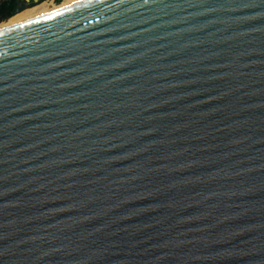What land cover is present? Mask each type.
<instances>
[{
  "label": "water",
  "instance_id": "water-1",
  "mask_svg": "<svg viewBox=\"0 0 264 264\" xmlns=\"http://www.w3.org/2000/svg\"><path fill=\"white\" fill-rule=\"evenodd\" d=\"M0 264H264V0L1 29Z\"/></svg>",
  "mask_w": 264,
  "mask_h": 264
},
{
  "label": "rangeland",
  "instance_id": "rangeland-1",
  "mask_svg": "<svg viewBox=\"0 0 264 264\" xmlns=\"http://www.w3.org/2000/svg\"><path fill=\"white\" fill-rule=\"evenodd\" d=\"M75 1H73V0H70V1L69 0H42L36 4L18 9V12L15 15H13L7 19L0 18V26L9 24L11 22V20H13V19L16 20L23 13L26 14V13L38 12V10L44 9V8L47 9V11L51 12V11H54L55 9H57L58 7L66 6V5H68L72 2H75ZM65 3H67V4L65 5ZM49 12H47V13H49ZM40 15H43V14H40ZM40 15H37V16H40ZM37 16H34V17H37ZM34 17H32V18H34Z\"/></svg>",
  "mask_w": 264,
  "mask_h": 264
},
{
  "label": "trees",
  "instance_id": "trees-1",
  "mask_svg": "<svg viewBox=\"0 0 264 264\" xmlns=\"http://www.w3.org/2000/svg\"><path fill=\"white\" fill-rule=\"evenodd\" d=\"M17 0H4L0 3V18L7 19L18 12Z\"/></svg>",
  "mask_w": 264,
  "mask_h": 264
},
{
  "label": "bare ground",
  "instance_id": "bare-ground-1",
  "mask_svg": "<svg viewBox=\"0 0 264 264\" xmlns=\"http://www.w3.org/2000/svg\"><path fill=\"white\" fill-rule=\"evenodd\" d=\"M70 1V0H69ZM73 1H75V0H73ZM77 1H79V0H76L75 2H77ZM70 3V2H69ZM72 3H74V2H72ZM72 3H70V4H72ZM67 3H65V5H66ZM63 5V4H62ZM69 5V4H68ZM67 6V5H66ZM62 7H64V6H62ZM62 7H58L57 9H59V8H62ZM44 8V7H43ZM57 9H55V10H57ZM47 12H49V11H47V9H40V10H38V12H32V13H26V14H21V16H19L16 20L15 19H13V20H11V22L9 23V24H6V25H2V26H0V30L1 29H4V28H7V27H10V26H12V25H15V24H18V23H21V22H24V21H26V20H28V19H30V18H32V17H34V16H37V15H40V14H46ZM52 12V11H51Z\"/></svg>",
  "mask_w": 264,
  "mask_h": 264
},
{
  "label": "crops",
  "instance_id": "crops-1",
  "mask_svg": "<svg viewBox=\"0 0 264 264\" xmlns=\"http://www.w3.org/2000/svg\"><path fill=\"white\" fill-rule=\"evenodd\" d=\"M40 1H42V0H17L19 9L33 5V4H36Z\"/></svg>",
  "mask_w": 264,
  "mask_h": 264
},
{
  "label": "built area",
  "instance_id": "built-area-1",
  "mask_svg": "<svg viewBox=\"0 0 264 264\" xmlns=\"http://www.w3.org/2000/svg\"><path fill=\"white\" fill-rule=\"evenodd\" d=\"M4 0H0V3L3 2Z\"/></svg>",
  "mask_w": 264,
  "mask_h": 264
}]
</instances>
